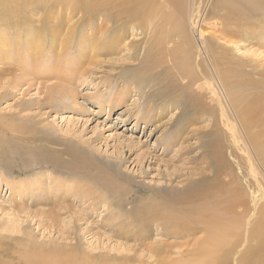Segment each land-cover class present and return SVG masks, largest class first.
<instances>
[{
    "label": "rangeland",
    "instance_id": "rangeland-1",
    "mask_svg": "<svg viewBox=\"0 0 264 264\" xmlns=\"http://www.w3.org/2000/svg\"><path fill=\"white\" fill-rule=\"evenodd\" d=\"M236 1L230 14L206 0L200 26L224 76L213 67L214 85L229 111L252 108L264 142V0ZM104 3L0 0V264L48 253L171 264L206 236L175 235L149 210L193 216L200 200H173L217 175L212 145L224 138L211 94L180 69L182 56L152 65L156 29L112 23Z\"/></svg>",
    "mask_w": 264,
    "mask_h": 264
},
{
    "label": "bare ground",
    "instance_id": "bare-ground-1",
    "mask_svg": "<svg viewBox=\"0 0 264 264\" xmlns=\"http://www.w3.org/2000/svg\"><path fill=\"white\" fill-rule=\"evenodd\" d=\"M204 2L206 0H105L104 5H99L107 10V19L112 23L127 25L137 22L145 30L153 32L156 29L162 58L156 60L155 56V59L152 57V65L166 63L168 55L182 56L180 69L185 74L191 70V81L197 83L199 90L211 94L215 120L224 138V142L217 139V144L212 145L217 175L186 197L178 196L173 200L176 205L200 200L193 216H183L185 211L180 214L174 210V205L170 207L168 204L157 205L153 215L152 208L149 210L150 220L164 222L175 235L206 234L200 241L195 240L194 247L185 253L186 257L173 260L171 264H264V142L255 132L257 126L250 117L252 108L247 106L245 114L234 105L229 111L220 90L214 85L217 79L212 68L219 76L220 73L214 45L209 43L206 31L200 26L205 19ZM237 3L236 0H220V6L230 14L240 10L241 5ZM219 79L222 82L224 76ZM229 149L235 163L227 157ZM234 164L243 174L242 179L250 188L249 194L247 189L239 187L241 184L230 169L231 166L236 168ZM220 192H227V198L220 199L216 195ZM213 194L211 200L205 199ZM48 254L36 263L31 262L35 258L31 260L29 255L26 263L68 264L66 256L58 255L59 258L55 259V255ZM87 260L83 258L79 264H97Z\"/></svg>",
    "mask_w": 264,
    "mask_h": 264
}]
</instances>
